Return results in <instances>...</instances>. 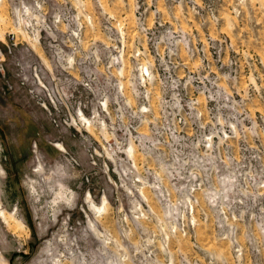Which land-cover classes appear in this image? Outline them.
Wrapping results in <instances>:
<instances>
[{"label":"rangeland","instance_id":"374dc122","mask_svg":"<svg viewBox=\"0 0 264 264\" xmlns=\"http://www.w3.org/2000/svg\"><path fill=\"white\" fill-rule=\"evenodd\" d=\"M0 264H264V0H0Z\"/></svg>","mask_w":264,"mask_h":264}]
</instances>
